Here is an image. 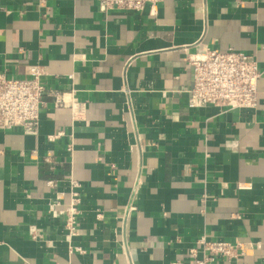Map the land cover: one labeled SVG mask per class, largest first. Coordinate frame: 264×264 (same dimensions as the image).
Returning <instances> with one entry per match:
<instances>
[{"label": "crops", "instance_id": "obj_1", "mask_svg": "<svg viewBox=\"0 0 264 264\" xmlns=\"http://www.w3.org/2000/svg\"><path fill=\"white\" fill-rule=\"evenodd\" d=\"M204 45L256 57V109L189 108ZM35 64L85 112L45 95L39 132L0 130V264H196L203 234L246 246L216 264H264V0H0V73ZM70 179L71 237L49 213Z\"/></svg>", "mask_w": 264, "mask_h": 264}, {"label": "built area", "instance_id": "obj_2", "mask_svg": "<svg viewBox=\"0 0 264 264\" xmlns=\"http://www.w3.org/2000/svg\"><path fill=\"white\" fill-rule=\"evenodd\" d=\"M162 0H99L101 9H127L142 12L148 5L156 13ZM187 63L191 68L192 83L188 88L189 108L216 106L230 110H254L258 106V82L262 76L255 56L229 48L219 50L206 45L201 50L190 54ZM47 74L44 66L28 65L23 77H11L0 73V130H14L25 133H37L40 130L41 113L46 105L44 96L54 98V107H70L73 119H78L85 112V103L77 98L67 97L66 92L47 88L42 82ZM49 135L51 141L63 135ZM49 159V158H47ZM48 185L54 187V180ZM69 190H57V197L50 202L49 213L53 217H62L65 227L71 235L77 233L80 215V181L70 179ZM59 188V186H58ZM57 188V189H58ZM69 194V200L63 203ZM102 218V212L97 213ZM36 230L33 229L32 232ZM80 250V249H79ZM246 246L243 242H232L224 238L210 239L200 236L189 253L196 264H216L220 259L235 260L243 256Z\"/></svg>", "mask_w": 264, "mask_h": 264}]
</instances>
